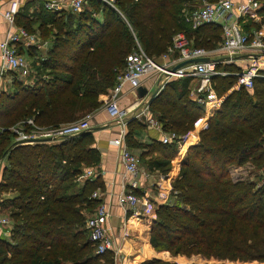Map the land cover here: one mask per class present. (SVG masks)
<instances>
[{"label": "trees", "instance_id": "1", "mask_svg": "<svg viewBox=\"0 0 264 264\" xmlns=\"http://www.w3.org/2000/svg\"><path fill=\"white\" fill-rule=\"evenodd\" d=\"M193 1L116 0L119 11L102 4V19L92 16L89 9H38L34 12L38 28L45 36L53 35L51 46L46 58L33 63L34 82L19 81L13 91L0 92V125L33 117L37 124L56 126L92 111L101 105L99 94L111 90L126 56L137 45L158 58L170 51L177 31H184L193 45L204 46L199 43L211 38L219 45V25L191 28L184 23L182 9ZM259 11L264 22V4ZM26 12H20V17H26ZM22 23L31 29L28 21ZM245 24L256 25L251 20ZM222 69L211 77L217 96L233 86L240 67L230 64ZM189 79H167L148 102L162 128L174 131L180 139L203 112L204 103L189 98ZM141 125L127 121V146L143 148L140 155L157 152L147 158L146 167L166 173L177 143L160 139L142 143L132 134ZM263 136L264 75H256L250 88L240 84L225 95L199 130L198 140L188 146L171 181L175 200L155 208L149 230L154 249L244 264L264 262V176L257 171L251 176L231 173L249 165L264 171ZM90 142L89 130L28 144L15 143L8 129L0 131V155L9 164L0 191H15L3 200L4 206L11 207V241L0 235V264H102L112 260L110 251H95L85 227L84 210L99 201L90 197L95 183H75L83 165L99 161V150ZM140 264L174 263L152 257Z\"/></svg>", "mask_w": 264, "mask_h": 264}, {"label": "built area", "instance_id": "2", "mask_svg": "<svg viewBox=\"0 0 264 264\" xmlns=\"http://www.w3.org/2000/svg\"><path fill=\"white\" fill-rule=\"evenodd\" d=\"M45 9L60 12L63 10L80 12L89 9L92 16L99 12L91 8V0H40ZM101 4H106L119 11L115 5L116 0H98ZM0 14L8 22V28L4 37L0 40V76L12 70L18 75L27 76L34 71L32 63L19 51L20 44L24 46L44 44L46 40L39 39L38 36L29 31L23 25L15 22L14 14L17 9L16 0L12 1L8 8H1ZM261 0H207L200 6L186 14V21L191 28H196L206 23H219L221 27V42L218 49L226 51L228 54L234 52H245L251 59V64L246 68L237 71L236 84H243L250 88L252 79L256 75H264V71L259 70L261 61L264 60V29L254 28L251 32L244 30L240 24V19L255 18L258 14ZM170 50L176 52V57L171 60H159L147 54L139 45L132 50L125 59L124 67L117 73L116 82L110 90V95L102 104L108 117L116 120L118 124V134L112 142L119 147V157L124 168V179L122 188L117 194V202L125 211L132 210L140 201V196L135 191L139 187V175H147L140 165L139 155L133 152L125 142V133L128 119L124 116V111L118 104L119 93L123 86L137 87L141 84V79L149 73L159 74L166 81L169 78H179L190 76L197 79L195 91L197 101L211 104H218L220 98L213 89L211 77L218 72L216 69L217 60L213 58L212 49L193 45L184 31H177L172 36ZM167 52L160 54L166 58ZM207 57L206 61L198 60L199 57ZM26 82L32 83V81ZM148 105L140 112L145 113ZM92 112H87L81 117L60 123L56 126H43L37 124L33 117L23 118L10 126L0 127V131L8 129L13 133L14 142L32 143L38 140H54L61 137L76 135L82 131L91 129ZM148 122L153 125L154 120L149 116ZM264 138V136H263ZM163 142L175 141L178 147L182 146V140L174 131L167 130L161 137ZM89 179H92L94 172L92 168H87L84 172ZM91 198L99 201L92 207L85 217V227L88 237L92 241L95 251L103 254L110 251L112 261L102 264H129L128 255L122 253V243L115 246L114 238L109 233L107 224L110 210L108 204L100 199L99 191L92 190ZM10 218L6 214H0V229L9 227ZM8 231V230H7ZM119 255V259H118Z\"/></svg>", "mask_w": 264, "mask_h": 264}, {"label": "crops", "instance_id": "3", "mask_svg": "<svg viewBox=\"0 0 264 264\" xmlns=\"http://www.w3.org/2000/svg\"><path fill=\"white\" fill-rule=\"evenodd\" d=\"M12 1L14 0H2L1 8H8ZM16 2L17 9L14 14L15 22L17 24L23 25L22 22H25V20L28 21L31 27L29 31L34 32L39 39L46 40L44 44H40L38 46H24L22 44L18 46L19 51L32 63V65L33 63L37 64L40 59L46 58L47 52L51 46V38L53 36L51 33L48 36H45L38 28L39 21L37 19V15H35L34 12L38 11V9L43 8L42 2L40 0H16ZM263 4L264 1L261 0L260 7L257 10V16L255 18H248L245 22L247 23V21L251 20L254 21L256 25H246L243 21L244 19L240 20L243 21L240 22V24L247 32H251L254 28L261 27L264 29L262 14L261 11H259ZM23 10L27 11L26 17H20L19 13ZM95 18L102 19V15L98 13ZM215 24L220 26L219 23ZM258 24L259 26H257ZM7 28L8 22L4 18V16L0 14V40L4 37ZM219 46L220 44L216 47L210 48L213 50L211 56L217 60V66H219V70H223L222 68H224L225 65L227 66L230 64L240 67L241 70L251 64V59L246 55L245 52H234L232 54H228L226 51L218 49ZM167 53L168 54L166 58H162L159 55L158 59L171 60L177 55L176 52H173L171 50ZM259 70L264 71V60L261 61ZM25 79L27 81L33 80L34 82L37 79L35 69L24 77L22 75H18V73L15 71H6L3 76H0V92L13 91L16 88V82L19 81L23 84L29 83L26 82ZM164 82L165 81L163 80V77L159 74L149 73L144 75L141 79L140 86L146 88V92L144 95L139 96L137 92V87L133 88L129 85L123 86L122 90L119 93L118 104L120 108H122V110L124 111V116L128 120H136L137 122L142 123L141 127H135L132 131L133 136L142 143H150L152 139L161 140L162 135L164 134V132L167 131L162 128L161 123L157 118L156 112L151 111L149 109V106L147 110L144 111L145 113L140 115V112L142 111V109H144V106L148 105L149 100L155 94H157L163 87ZM196 85L197 79L190 77L188 83V88L190 89L189 98L192 101L198 102L196 99L197 92L195 91ZM237 87L238 84H236L235 82L233 86L229 90H227V92H225V94L218 96L221 97L220 102L218 104L203 102V112L195 120L193 128L189 130L186 134H184L181 138L183 143L181 147L177 148L176 155L172 158V161L174 162L172 163L171 171H169L167 174L162 175V172L158 169H148L145 165L142 166L143 169L146 171L147 175H139V187L135 190L140 196V201L135 208L130 211L128 210V212H125L119 206L116 199L117 194L122 188L123 179L125 177L124 168L119 157V147L112 142V139L115 138L118 134L119 127L116 120H112L108 117L106 111L103 109L102 106V103H104V101L110 95V89L104 93L99 94L98 99L101 100V105L92 109V111H89L92 112V127L89 130L91 134L90 145L95 146L99 150V161L96 164L88 166L83 165L81 172H79L75 177V183L77 184V186H80L87 180H91L93 181V183H95V187L93 189H97L99 191L100 199L108 204L110 210V216L107 222L109 226V233L114 238L115 246H120L121 242L123 241L122 253L128 255L129 264H137L147 258H159L166 254L168 255V257H170L168 250H156L152 247L149 242V230L151 228L152 220L155 218V208L159 203L168 202V194L166 192L169 191L171 187V181L178 172L179 164L184 159L188 146L198 140L199 130L206 126L209 117L213 114L214 110L219 107L225 95L231 89ZM149 116L154 120L153 125L148 122L147 117ZM0 127H3V125H0ZM130 149L135 153L136 151L138 152L143 150V148H138L134 146H131ZM157 155L159 154L155 151L148 155H144L146 157L144 163L147 164L146 160L148 157ZM8 165L9 164L6 156L4 154L0 155V182L3 181V171ZM87 168L93 169L94 176L92 179H89L88 176L84 174ZM233 171H235V169H233ZM231 173L233 175H236V172ZM152 184L158 185V189L153 190L154 187L152 186ZM161 187H165L167 190H165L164 194L160 191L161 189H159ZM14 193L15 191L11 189L0 191V206L5 205V202L3 200L6 196L10 197ZM10 208L11 207L8 205L3 207V209H9L8 214L10 212ZM89 212L90 208L89 210H84L85 215H87ZM10 234V225L6 229H0V235L5 236L6 239L11 241ZM144 250H146L145 255L142 254ZM174 256L175 259L182 258L183 261H190L198 264H202L204 263V261H206V259H204L201 254L193 253L189 256L183 254H176L173 255V257Z\"/></svg>", "mask_w": 264, "mask_h": 264}, {"label": "rangeland", "instance_id": "4", "mask_svg": "<svg viewBox=\"0 0 264 264\" xmlns=\"http://www.w3.org/2000/svg\"><path fill=\"white\" fill-rule=\"evenodd\" d=\"M204 1H207V0H194L193 1V3H190V4H188V6L187 7H185V8H183L182 9V11H183V15H184V18H185V15L186 14H188V13H190L193 9H195V8H197L198 6H200L201 4H202V2H204ZM99 3V4H98ZM91 5V8L92 9H95V10H97L98 12H99V14H102V4L100 3V2H98L97 0L95 1V0H93L92 1V3L90 4ZM115 5H116V7H117V3H116V1H115ZM117 9H118V7H117ZM119 10V9H118ZM183 18V19H184ZM184 23H187L188 24V22L186 21V18L184 19ZM213 25L215 24V23H212ZM211 24V25H212ZM213 39V40H212ZM214 40H216V38H211V39H209L208 41H210V42H208V43H205L204 42V40H202L201 42L202 43H199L200 45H204V46H211V45H218V42L216 41V43H215V41ZM183 137V136H182ZM181 137V138H182ZM177 148H179V147H177ZM136 153L138 154V155H140V151H136ZM143 154H141L140 156H139V159H140V165H141V167L142 166H146V164L144 163V161H145V159H146V157L143 155ZM174 161H172L171 162V166H170V168L167 170V172L165 173V172H162V175H164V174H167L169 171H171V167H172V163H173ZM237 171H239V172H241V173H245L246 175H249V176H251L253 173H255L256 171L257 172H259V174H260V177H263L264 176V171H262V169H255L253 166H251V165H249L247 168H244V167H242V168H236L235 169V171H233V173H235V172H237ZM260 177H257V176H255L254 177V179L256 180V181H260ZM171 185V184H170ZM152 186L154 187V189L153 190H157L158 189V185H154V184H152ZM159 189H161L160 191L164 194L165 193V190H166V188L165 187H161V188H159ZM167 191V190H166ZM169 192V193H168ZM172 191H171V187H170V189H169V191H167L166 193L168 194V198H167V200L168 201H173V200H175V198L172 196V193H171ZM3 207L4 206H0V213H6V214H8V210L9 209H3ZM7 210V211H6ZM10 226H11V224H10ZM146 248V247H145ZM162 250V249H161ZM164 253V252H163ZM194 254H199V253H194ZM167 255V254H166ZM166 255H160V256H162V257H159L162 261H168V262H171V263H174V264H194L195 262H188V261H183V259L182 258H178V259H175V256L173 257V255H176V254H172L170 251H169V256L170 257H168V255L166 256ZM186 256H189V255H186ZM203 257V256H202ZM204 259H206V261H204V263H202V264H206V263H208V264H244L245 262L244 261H237V260H234V261H229V260H227V259H225V260H218V259H210V258H205V257H203ZM147 259H149V258H147ZM146 260V259H145ZM142 261H144V260H142ZM141 262V261H140ZM248 264H263L264 262H258V261H256V260H252V261H248L247 262ZM137 264H140V263H137ZM198 264V263H197Z\"/></svg>", "mask_w": 264, "mask_h": 264}, {"label": "water", "instance_id": "5", "mask_svg": "<svg viewBox=\"0 0 264 264\" xmlns=\"http://www.w3.org/2000/svg\"><path fill=\"white\" fill-rule=\"evenodd\" d=\"M196 59L206 61L208 58L205 57V56H203V57H199V58H196ZM137 92H138L139 96H142V95L145 94V92H146V88H144V87L138 85V86H137Z\"/></svg>", "mask_w": 264, "mask_h": 264}, {"label": "bare ground", "instance_id": "6", "mask_svg": "<svg viewBox=\"0 0 264 264\" xmlns=\"http://www.w3.org/2000/svg\"><path fill=\"white\" fill-rule=\"evenodd\" d=\"M142 254H143V252H142Z\"/></svg>", "mask_w": 264, "mask_h": 264}]
</instances>
